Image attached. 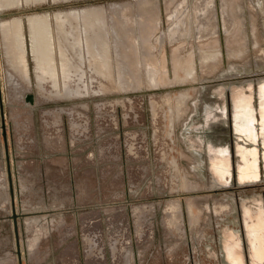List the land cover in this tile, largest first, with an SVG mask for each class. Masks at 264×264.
Here are the masks:
<instances>
[{"label":"rangeland","instance_id":"rangeland-1","mask_svg":"<svg viewBox=\"0 0 264 264\" xmlns=\"http://www.w3.org/2000/svg\"><path fill=\"white\" fill-rule=\"evenodd\" d=\"M207 1L0 0V86L21 264H231L221 248L231 235L243 264H264L251 260L242 214L247 207L254 219L258 206L264 219L262 146L257 140V177L238 180L241 138L231 113L234 92L251 94L255 105L264 85V0L205 8ZM175 11L188 16L190 36L170 42ZM57 12L77 18L59 27ZM32 15L49 16L68 79L59 57L56 75L35 63ZM13 20L24 31L28 71L6 52L2 25ZM215 47L220 56L200 63V50L210 55ZM178 60L194 62L193 78L182 70L176 78ZM215 104L226 106V122L217 116L206 124L204 110ZM210 142L228 146V180L209 167ZM0 264H18L1 127Z\"/></svg>","mask_w":264,"mask_h":264},{"label":"crops","instance_id":"crops-1","mask_svg":"<svg viewBox=\"0 0 264 264\" xmlns=\"http://www.w3.org/2000/svg\"><path fill=\"white\" fill-rule=\"evenodd\" d=\"M28 1V0H26ZM55 2L60 0H53ZM214 4V0H213ZM180 11H175L174 14L171 16V18L174 20L176 19L180 14ZM194 13H199V11H196ZM71 15H75L74 17L77 18L76 13H63V12H57L54 16L55 24L59 27H61L63 24L67 22V20L70 18ZM35 19L37 21L38 19H44L47 21L49 30H50V42L47 44L48 47L51 49V54L53 55V66L52 70L56 71V67L58 66L57 58L60 59V67H62V70L64 72V78L68 79L70 77V64L69 60L66 59V54L64 52V49L62 48L61 44L56 47V41L54 37L53 32V26L50 22L49 16H41V15H32L27 20L28 30H29V37H30V52H34L38 48V50L43 51L45 50L42 46V40L40 39L38 42L35 39V36H41L42 29L38 28V33L36 27L33 25V23L30 22V20ZM82 19H90V14L86 12H82ZM153 20H158V17H153ZM152 21V23H155ZM158 23V21H157ZM147 25V24H146ZM152 26V24H151ZM157 27H154L152 29H155ZM3 33H4V41L6 46V51H10L11 53H17L14 54V58L10 61H17L20 63V66H28L27 63V57H26V48H25V37H24V31L21 25V22L19 20H13L10 22H5L2 25ZM65 35L70 36L69 32L65 33ZM205 55L204 58H200V63H204L208 61L212 57L210 54L209 56L206 55L205 51H200V54ZM18 54H20L18 56ZM17 56V57H16ZM51 56V55H50ZM33 59L40 65V61L36 60L34 54ZM50 59V58H49ZM183 60H178L174 63V68H181V69H191L190 73L188 74V71L185 73V77H191L193 78V73H195L194 70V62H190L188 64H183ZM150 66L149 71V80L157 82L158 79H161L158 75L156 78L154 77L155 72L157 71V67H154L152 64H148ZM39 70H42L41 67H39ZM51 70V69H50ZM152 71V72H151ZM176 78L178 77V72L175 73ZM257 94V103L254 105L252 103V96L251 94L246 93H240L237 95L239 103L238 106H240L239 110L242 112H253L257 113V118L252 123L253 126H246V122L243 121L244 127L241 128L239 131L242 141L239 145V148H241V157L239 159L240 165L247 164V165H253L254 167L249 171L252 173L258 172V152L256 149V141L258 140L261 144V153H260V159L264 163V122L262 120H259V116L264 114V94L256 93ZM261 102V105H260ZM246 143H249L246 144ZM243 149V150H242ZM256 177V176H255ZM242 214H243V220H244V226H245V234L247 239V245L249 248L251 260L253 262H258L264 259V219L262 215V210L260 207H256L254 209V219H252L250 215V210L247 207L242 206Z\"/></svg>","mask_w":264,"mask_h":264},{"label":"bare ground","instance_id":"bare-ground-1","mask_svg":"<svg viewBox=\"0 0 264 264\" xmlns=\"http://www.w3.org/2000/svg\"><path fill=\"white\" fill-rule=\"evenodd\" d=\"M209 3V5H208V3ZM206 2V4H205V8H207V6H211V7H213L214 6V4H213V0H208ZM228 2V1H227ZM229 3V2H228ZM231 3V2H230ZM229 5V4H228ZM236 5H238V4H236ZM231 6V5H230ZM228 9V8H227ZM200 10H201V8H198L196 11H199L200 12ZM238 11V10H237ZM234 12V11H233ZM86 13H88V12H86ZM238 13V12H237ZM214 14V13H213ZM237 15H239V13L237 14ZM208 16V15H207ZM216 19V18H215ZM236 19V18H235ZM30 22L31 23H33V25L36 27V29H37V33H38V28H40V29H42V32H41V36H35V39H36V41L38 42L40 39L42 40V43H43V48L45 49V50H43V51H40V50H38V48L36 49V50H34V52H33V54H34V56H35V58H36V60H38V61H40V65H39V67H41V68H49V69H51V71H52V63L53 62H51L50 61V55H51V49H50V47H48L47 46V44L50 42V30H49V26H48V23H47V21L46 20H44V19H38L37 21H35V19H31L30 20ZM239 22V21H238ZM242 22H243V20H242ZM241 23V22H240ZM242 25H243V23H242ZM239 26V25H238ZM241 26V25H240ZM237 27V26H236ZM236 29V28H235ZM238 29V28H237ZM241 29V28H240ZM244 29H245V27H244ZM236 31V30H235ZM241 30H239V32H240ZM237 32V31H236ZM242 33L244 34L245 32H244V30H243V26H242ZM241 33V34H242ZM247 33V32H246ZM234 34V33H233ZM239 34V33H238ZM246 35V34H245ZM247 36V35H246ZM245 36V37H246ZM200 37V36H199ZM244 37V38H245ZM234 38V37H233ZM232 38V39H233ZM242 38V37H241ZM246 39V38H245ZM234 40V39H233ZM242 40V39H241ZM243 41H244V39H243ZM257 41V40H256ZM234 42H235V40H234ZM238 42V41H237ZM236 42V43H237ZM242 42V41H241ZM246 42V41H245ZM244 45V44H243ZM241 46V45H240ZM244 46H245V48H244ZM244 46H241V47H243V50L244 49H246V47L248 48V46H246V45H244ZM240 47V48H241ZM215 48H217V47H215ZM235 49V48H234ZM233 49V50H234ZM220 49H215L214 51H213V54L211 55L212 57H218V56H220V51H219ZM229 50V49H228ZM243 50H241V51H243ZM201 52L202 51H205L204 49H201L200 50ZM235 51H236V49H235ZM239 51V50H238ZM238 51H236V52H238ZM247 51H248V49H247ZM7 52V54L9 55V59L10 60H12L13 59V54L10 52V51H6ZM228 52V51H227ZM234 53V52H233ZM244 54L246 53L247 54V52H243ZM243 54V55H244ZM200 56V58H204L205 57V55H203L202 53L199 55ZM207 56H209V55H207ZM236 56V55H235ZM52 57H53V55H52ZM232 60V59H231ZM202 68V67H201ZM202 69H204V68H202ZM180 70H182V71H184V73H186V71H188V74L190 73V71H191V69H189V68H187V69H181V68H174V71H175V73L176 72H179ZM17 71L19 72V70L17 69ZM20 72H22V71H20ZM152 72V71H151ZM187 74V73H186ZM207 75V74H206ZM178 84V83H177ZM159 85H161V84H159ZM221 92V91H220ZM224 93V92H223ZM226 95V94H225ZM222 98V97H221ZM216 99V98H215ZM215 101V100H214ZM213 101V102H214ZM239 100H238V97L236 96V95H234V94H232V96H231V104H232V110L233 111H235L236 109L238 110V108L237 107H235L234 106V104H235V102H238ZM226 104V103H225ZM228 104V103H227ZM183 108V107H182ZM224 114H226V106H224L223 104L221 105V104H215V105H212V106H209V108L208 109H205L204 110V119H205V123L207 124H209L210 123V120L211 119H213L214 120V118H216L217 116L218 117H220V120L222 121V122H225L222 118H223V116H224ZM214 123V122H213ZM219 125V124H218ZM215 126V125H214ZM211 127V126H210ZM218 127V126H217ZM201 129V128H200ZM212 129V128H211ZM221 130V129H220ZM205 134V133H204ZM209 135V134H208ZM211 135V134H210ZM226 139V138H225ZM205 140V139H204ZM222 140V139H221ZM210 145H208V149H209V151L210 152H212V153H209L208 154V163H209V167H210V169H211V171L213 172V174L215 175V178H217L219 181H224L223 179H222V177H219V173H218V171L217 170H221L222 168L225 170V173L227 172V174H228V172H229V174L227 175V177L228 178H230V176L229 175H231V169H230V161H229V158H228V155H227V145L226 144H224L223 142H218V143H209ZM195 146V145H194ZM235 146V148H236V153H237V163H236V174H237V178H238V180H240V181H246V180H249V179H253V178H255V176H257L258 175V172L257 173H252V172H250L249 171V169L251 170L254 166L253 165H247V164H242V165H239V162H238V158H240L241 157V153H242V151L241 152H238V150H240L239 148H238V146L235 144L234 145ZM195 150V149H194ZM197 152H199V151H197ZM222 158H224V159H222ZM258 168V167H257ZM221 174V173H220ZM228 180V179H227ZM187 189V188H186ZM189 207V206H188ZM178 219V218H177ZM177 224V223H176ZM224 260L225 261H227V262H229V263H231V264H243V259H242V256L240 255V256H231V255H229V256H227V257H224Z\"/></svg>","mask_w":264,"mask_h":264},{"label":"flooded vegetation","instance_id":"flooded-vegetation-1","mask_svg":"<svg viewBox=\"0 0 264 264\" xmlns=\"http://www.w3.org/2000/svg\"><path fill=\"white\" fill-rule=\"evenodd\" d=\"M194 14H195V18L193 19L192 24H194L195 29L198 30V27L200 26V22L198 21L197 15H200V14L199 13H194ZM189 28L190 27H189V23H188V16L186 14L184 16L179 15L176 19H174V22H173L172 26L170 27V29L167 33V38L171 42L173 40H178L181 38L189 37L190 36ZM197 33H198V31H196V34ZM160 36L161 35L156 36V39H155L158 42V44H160L161 40H162V38H160ZM27 71H28V66H27ZM52 72L54 73V75H56L55 71L52 70ZM240 93H244V92L236 91L233 94L237 96ZM257 93L264 94V85L259 87ZM238 103H239V101L235 102V104H234V106L238 108V110L236 109L235 111L232 110V104H231V113H232L234 134L236 137L241 138L239 131L241 130V128L244 127L243 121L246 122V126H250V127L253 126L252 123L254 122V120H256L257 113L256 112L253 113V112H247V111L246 112L240 111L239 110L240 106H238ZM260 105H261V102H260ZM222 119L226 122V114H224ZM258 119L262 120L264 122V114L262 115V118H261V116H259ZM241 141H242V138L240 140H238L236 138L235 144L238 146V148H239ZM239 149L240 150H238V152H241V148H239ZM222 159H224V158H222ZM239 159L240 158H238V162H239ZM239 165H240V163H239ZM217 171H218V173L219 172L221 173V174L219 173V177H222V179L224 181L229 179L227 177L229 172H228V174H227V172L225 173V170L223 168L221 170L219 169ZM10 206H11V199H10ZM20 216H21V214H20ZM239 243H240V241H239V238L237 237V235L236 236L231 235L228 237L222 236L221 237V248L223 251V257H227L229 255L240 256L241 254H240V251L238 250Z\"/></svg>","mask_w":264,"mask_h":264},{"label":"water","instance_id":"water-1","mask_svg":"<svg viewBox=\"0 0 264 264\" xmlns=\"http://www.w3.org/2000/svg\"><path fill=\"white\" fill-rule=\"evenodd\" d=\"M5 115L3 110V100H2V94H1V86H0V127H1V136L3 139V146H4V152L6 156V169H7V180H8V187H9V194L11 199V218L13 223V232L15 236V247H16V254H17V260L18 264H21V255H20V243L18 238V227H17V218L20 216L15 210V204H14V192L12 187V177H11V171L9 167V159H8V147H7V136H6V125L4 121Z\"/></svg>","mask_w":264,"mask_h":264}]
</instances>
